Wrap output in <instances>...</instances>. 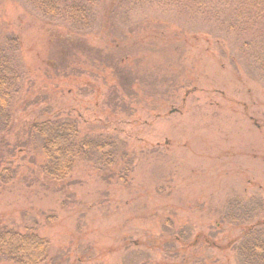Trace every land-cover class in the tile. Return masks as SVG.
<instances>
[{"label": "rangeland", "instance_id": "obj_1", "mask_svg": "<svg viewBox=\"0 0 264 264\" xmlns=\"http://www.w3.org/2000/svg\"><path fill=\"white\" fill-rule=\"evenodd\" d=\"M91 2L73 23L0 0L21 72L0 125V226L48 239L45 264H247L237 245L264 221L262 75L195 11ZM61 118L109 138L112 163L48 178L29 127Z\"/></svg>", "mask_w": 264, "mask_h": 264}, {"label": "trees", "instance_id": "obj_2", "mask_svg": "<svg viewBox=\"0 0 264 264\" xmlns=\"http://www.w3.org/2000/svg\"><path fill=\"white\" fill-rule=\"evenodd\" d=\"M156 2L165 6L180 5L212 21V31L218 32L215 42L222 46L229 43L240 56L253 65L264 79V0H130ZM45 15L61 17L73 23L87 22L91 0H27ZM19 46L16 36L0 39V125L11 122L10 106L21 72L15 54ZM30 134L41 140L44 156L42 172L51 180L60 182L72 172L79 160L95 154L103 156V164L110 165L113 158L103 151L112 142L107 137L79 135L77 123L69 118L33 122ZM254 208L244 211L243 221L255 219ZM250 213V214H248ZM230 214V213H229ZM248 214V215H247ZM240 219L237 215H232ZM242 221V222H243ZM237 251L247 264H264V221L255 220L244 228ZM48 239L31 230L0 226V259L15 264H45L48 261Z\"/></svg>", "mask_w": 264, "mask_h": 264}]
</instances>
